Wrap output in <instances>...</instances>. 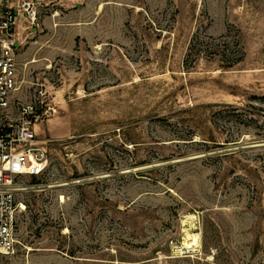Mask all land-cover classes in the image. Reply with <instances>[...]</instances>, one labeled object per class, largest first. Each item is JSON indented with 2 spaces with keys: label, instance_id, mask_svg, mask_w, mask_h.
Instances as JSON below:
<instances>
[{
  "label": "rangeland",
  "instance_id": "374dc122",
  "mask_svg": "<svg viewBox=\"0 0 264 264\" xmlns=\"http://www.w3.org/2000/svg\"><path fill=\"white\" fill-rule=\"evenodd\" d=\"M11 5L48 166L0 264H264V0Z\"/></svg>",
  "mask_w": 264,
  "mask_h": 264
},
{
  "label": "built area",
  "instance_id": "2783aa9c",
  "mask_svg": "<svg viewBox=\"0 0 264 264\" xmlns=\"http://www.w3.org/2000/svg\"><path fill=\"white\" fill-rule=\"evenodd\" d=\"M0 7V254L10 255L19 245L18 219L26 211L25 180L42 177L48 157L37 141L35 108L16 105L20 88L12 39L18 14L11 0H0Z\"/></svg>",
  "mask_w": 264,
  "mask_h": 264
},
{
  "label": "bare ground",
  "instance_id": "6f19581e",
  "mask_svg": "<svg viewBox=\"0 0 264 264\" xmlns=\"http://www.w3.org/2000/svg\"><path fill=\"white\" fill-rule=\"evenodd\" d=\"M264 143V142H263ZM189 221V220H188ZM187 222V221H186ZM186 224V223H185ZM188 231V230H186ZM188 233V232H187ZM186 248H192V249H197L199 247V239L198 236L196 235H187V238L184 243ZM184 247V248H185Z\"/></svg>",
  "mask_w": 264,
  "mask_h": 264
},
{
  "label": "water",
  "instance_id": "95a60500",
  "mask_svg": "<svg viewBox=\"0 0 264 264\" xmlns=\"http://www.w3.org/2000/svg\"><path fill=\"white\" fill-rule=\"evenodd\" d=\"M257 147H264V144L257 145Z\"/></svg>",
  "mask_w": 264,
  "mask_h": 264
}]
</instances>
